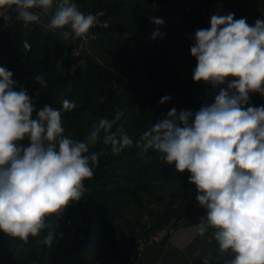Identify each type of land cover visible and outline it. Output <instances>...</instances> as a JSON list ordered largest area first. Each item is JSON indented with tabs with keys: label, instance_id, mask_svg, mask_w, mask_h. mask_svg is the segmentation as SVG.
I'll return each instance as SVG.
<instances>
[{
	"label": "clouds",
	"instance_id": "1",
	"mask_svg": "<svg viewBox=\"0 0 264 264\" xmlns=\"http://www.w3.org/2000/svg\"><path fill=\"white\" fill-rule=\"evenodd\" d=\"M0 9L15 11L24 27L36 23L64 40L86 39L97 23L74 0H0ZM151 22L164 23L160 18ZM158 35L157 30L153 38ZM194 41L193 81L226 87L198 111L171 108L135 143L144 153L159 152L178 173L190 174L195 199L206 210V222L202 218L194 227L201 237L212 230L219 251L233 255L226 264H264V105L250 104V93L264 96V18L250 25L234 13L214 14L210 27L195 30ZM12 77L0 67V232L27 243L51 229L47 217L84 196V181L93 177L104 154L89 155L91 144L102 140L119 154L134 141L121 129L113 131L120 111L93 124L83 140L65 135L61 109L44 105L37 110L23 87L15 90ZM36 79L47 87L41 75ZM170 100L164 96L160 103ZM76 107L62 102L64 110ZM54 236L55 230L47 231L38 242L51 247Z\"/></svg>",
	"mask_w": 264,
	"mask_h": 264
},
{
	"label": "rangeland",
	"instance_id": "2",
	"mask_svg": "<svg viewBox=\"0 0 264 264\" xmlns=\"http://www.w3.org/2000/svg\"><path fill=\"white\" fill-rule=\"evenodd\" d=\"M120 1L122 0H119V2ZM84 2L94 9L91 14L103 12L100 16L102 25L95 26L91 29L92 32L88 34V37L94 38L95 42L90 46L88 45L89 51L84 52L81 49L80 64H76V57L72 54L71 57L67 58L68 62H70V67L63 66L64 62H62L61 70H64L65 72L69 71L72 75H74L75 71L72 72L71 69L73 66L76 65L75 70L78 68L83 69L86 67L89 61H93L108 72V74L111 76L113 84L112 88H114V0H86ZM132 4L133 1L125 0V5L129 8L125 9L124 16L129 15ZM122 5H124V3H121V11L123 10ZM123 20H125V18H121L119 22L122 23V26L127 31L126 20L125 22H121ZM103 23L106 24L103 25ZM197 29L198 28H192L191 31L186 32L182 36V42L176 41L177 38L173 37L172 40L165 43V46L170 49L173 46H181L183 44L182 46L185 47V50L188 49V47L195 42L194 33ZM170 31H172L173 34H179L177 33L178 31L174 32L172 29ZM41 53L43 57L46 54L43 50ZM55 53L56 48L54 55H56ZM44 61H46L45 57L43 58L42 62ZM16 84L15 90L19 91L22 85L20 83ZM138 84L140 83L136 82L134 85L137 86ZM69 85H71V82ZM179 90L181 89L178 87L176 89H171L167 93V96H170L171 100L163 104L160 103V99L155 98L157 97L155 96L157 95V91L150 90L152 98L143 100V104H145V106H149L147 110L143 111L140 109V105L142 103L133 104L130 107L126 101L123 107L124 121L132 120V117L130 116V110L133 111L134 116H138L140 119L151 116L154 120H156V122L165 118L168 111L173 107H175L178 112L180 110H192V106L188 104L187 98L184 96V94L183 96L179 95ZM26 91L36 101L37 110L42 108L44 105H48L46 102L48 96L43 95L40 93V91L30 88L26 89ZM105 91L107 95L110 94L109 88L105 89ZM112 92H114V89ZM140 96L143 98L142 95ZM59 98L62 102L65 99L69 100V94H67V91H64L63 93H60ZM105 98L106 97H101L98 102L105 100ZM77 101L79 102L80 99L75 98L73 102L77 105ZM63 112H65V110ZM82 113L83 114L81 115H84V119L82 116L79 119L80 121L78 120L76 124H72V127L79 128L82 131L81 134L83 139H85V137H87L92 130L93 124L99 121V115L93 114L91 110H85L82 111ZM62 117L65 135H70L73 139H81L69 131V126L67 123L72 121V119L69 120L65 118L63 113ZM122 130L125 133L128 131L130 132L129 137H131L134 141L133 146L125 148L119 154H112L110 147H106L102 143V140H98L95 144H91L89 146L88 154L93 152H104V154L99 157L98 166L94 167V169L99 171L100 174L103 172L105 177H103L104 179L98 180L96 175H93V177L89 179V183L84 184L88 186L89 199L94 191H99L105 186L106 190H108L107 192L117 188L124 190L126 194L122 198H119L120 196H117L116 199L114 197H110L107 202L102 203V206L99 207V209L94 204V207L92 206L88 212L83 215L82 220L83 223L86 224L85 221L90 220L91 217V222L85 226L86 228H91V236H89L90 241L95 242L100 236L101 238L108 240L106 244L112 245L119 235V228L121 229L124 223L130 224L131 221L133 222L136 220L135 216L137 214H145L153 211V213L156 215L154 218L151 217L150 220L154 227L152 228L147 239H139L140 241L145 242V250L149 242L156 241L151 239L152 234H156L163 228H168L171 230V232H169L164 237L159 238L158 240L167 238L180 223L176 219L169 220L170 218L166 216L167 214L165 215L166 218L162 220L160 215L163 212L167 213L166 208L168 209L172 206H178V204H180L181 201H174L171 199L168 200V198L173 196L171 193L173 190H175L176 194L189 190L188 177L190 174L187 171L184 173H178L175 169V164H167L163 159H161V154L155 150L149 149L147 153L142 152V150L138 148L135 143L140 139V137L136 139L135 134L138 132L136 127H122ZM144 131V128L139 129L140 136ZM102 136L103 133H101V137ZM21 143L26 146L28 141L24 140ZM114 162H116L115 165ZM140 172H142V174L139 175ZM128 179H130V182ZM103 182H105V185H103ZM130 191H135L136 194L130 197L127 195V193ZM116 205H118L120 213H118V217L114 219V207ZM71 206V215L63 217H70L73 220V218L79 214V211L77 202L71 203ZM97 210L99 213H95ZM106 210L113 212V218L112 216L108 217ZM170 210L173 211L171 208ZM48 224H50L52 227L47 231L55 229L53 224L49 222ZM67 224L68 223L66 222V225ZM82 229L83 231L88 232L85 228ZM47 231H42L38 237H29L27 243H24L18 238H6L4 240V246L0 248V264H88V258L81 257L80 259H77L70 251H68L73 247L69 245L70 242H67V239H70L69 237L72 236V232H55L52 246L48 247L38 242L47 234ZM210 233H212V231H210ZM210 233L208 232V235L211 237ZM60 236L62 238H60ZM214 241L215 240L212 239V242L215 243L213 255L204 256L203 262L205 259H208L209 264H226V261L232 259L233 255L230 252L221 253L219 251L217 242ZM100 246H105L104 242H101ZM144 250L139 252L136 248L135 251L130 255V258L126 264H140V257ZM90 263L98 264L93 260L90 261Z\"/></svg>",
	"mask_w": 264,
	"mask_h": 264
},
{
	"label": "trees",
	"instance_id": "3",
	"mask_svg": "<svg viewBox=\"0 0 264 264\" xmlns=\"http://www.w3.org/2000/svg\"><path fill=\"white\" fill-rule=\"evenodd\" d=\"M86 1V0H79ZM157 6L154 8H146L141 6L140 0L134 2V4L130 7L129 15L124 16L125 9L127 6L125 5V0L120 1L124 3L122 5L121 11V3L119 0H114V16L122 14L128 24V29L132 34V39L135 46V52L132 54V60L130 62V67L132 69H136L142 67V65L138 64V61L142 59L147 60L149 65H145L144 68L146 70V76L155 87H159L162 83L166 82V86H164L161 90L157 91V99H160L164 96H167V93L171 89L180 88L179 95L187 98V102H189L190 92L192 91V76L193 70L196 67V64L193 67H190V77L186 78L183 82H180L179 86L176 85L177 82H173V78H167L166 81L161 79L158 75L159 73V65L158 62L155 61L157 55L162 51L158 45L156 44L158 40V36L153 38L154 31L151 29L150 25L152 24V18H156L162 11L163 5L167 3L169 0H156ZM228 7L235 14V18H248V19H257L261 12H264V0H226ZM182 11V10H180ZM165 30L167 31V36H171L172 31H170L171 27L169 25H165ZM207 28L206 22L204 20V16L201 10L197 6H190L187 10H184L183 21L177 25H172V29L174 31H178L181 33H186L192 30V28ZM25 27L23 22L17 21L12 25H8L4 27L0 31V67H5L8 70L13 72V80L16 83H20L25 90L33 89L40 91L47 97V104L61 109L63 116L69 120L67 124L69 126V131L72 134L80 137V140H83L82 131L77 127H72V124H76L77 121L84 115L82 111L91 110L93 114L99 115V120L101 118H115V114L117 111L123 113V107L125 102L131 107L133 104L142 103L140 105L141 111L147 110L149 106H145L143 104L144 99H151L152 94L148 89L142 86L141 75H133L131 77L130 89L126 93L117 94L116 90L113 87L111 76L108 72L100 67L93 61H89L85 68L76 69L75 74L72 75L69 71L65 72L58 67L57 61L54 59V51L56 47H52L49 44L53 39L50 34H45L44 31L39 27L35 26L33 29V33L31 38L29 39V47H25L26 40L24 39ZM185 49V47H183ZM44 51L46 61L42 62L43 56L41 51ZM72 53L70 52L66 58L63 60V66L70 67V62H68L67 58L71 57ZM42 62V63H41ZM41 63V64H40ZM72 63V62H71ZM42 76V78L46 81L47 87L42 88L40 83L37 81V76ZM71 82V85L69 83ZM136 82H139L137 86ZM36 84V85H35ZM17 85V84H16ZM35 85V86H34ZM110 89V94L107 95L105 89ZM69 89V90H68ZM114 89V92L112 90ZM67 91L69 94V101H74V99H80L77 103L78 107L73 110H65L62 108V101L59 98L60 93ZM181 91V92H180ZM142 95L143 98L140 96ZM154 96V95H153ZM101 97H106L105 100L98 102ZM260 98L259 94L250 93V104L254 105L255 102ZM72 99V100H70ZM192 106V105H191ZM192 108V107H191ZM150 109V108H149ZM193 111V109H192ZM36 113H33V118H35ZM130 116L132 120H125L124 115L117 121L114 125V131L116 129H121L122 127H136L137 134L136 139L140 137L139 129L144 128L145 130L151 128L152 124L156 123L151 116L146 118H138V116H134L132 110H130ZM80 121V120H79ZM155 122V123H154ZM127 135L130 136V132H127ZM90 155V154H89ZM115 161V160H114ZM116 162H114L115 165ZM131 171V170H130ZM94 175L98 180L104 179V173L93 169ZM142 172L139 173V175ZM130 178V177H129ZM130 182V179H128ZM85 184L89 183V179L84 181ZM105 185V182H103ZM115 185V183H114ZM106 187V186H105ZM105 187H102L99 191H94L90 196V203L87 206L85 214L88 210L95 204L96 207L102 206V203L107 202L110 197L121 196L123 197L126 192L124 190H120L114 188L107 192ZM191 191H186L182 193L176 194L175 190H173L172 195L177 196H192L196 197V187L193 184L189 183L188 186ZM108 193V194H107ZM135 191H130L127 193L128 196H134ZM73 203V202H71ZM71 203L62 211V216L71 215L70 210L72 208ZM94 207V206H93ZM106 214L108 217L112 216L113 212H109L106 210ZM99 211L97 210V212ZM118 205L114 207V219L119 215ZM76 215V214H75ZM46 222L51 223L55 227V232H59L60 228L52 219V216L46 218ZM86 224L91 222L90 220L85 221ZM86 224L82 228H85L86 231L90 232L91 228H86ZM46 229L44 231H47ZM118 232H122V229L119 228ZM210 233V232H209ZM212 234V233H210ZM10 236L0 232V248L4 246V240L9 238ZM119 240V236L116 238ZM116 241V242H117ZM215 242V241H214ZM215 246V243H214ZM74 256L77 259H80L81 255L79 253L73 252Z\"/></svg>",
	"mask_w": 264,
	"mask_h": 264
},
{
	"label": "crops",
	"instance_id": "4",
	"mask_svg": "<svg viewBox=\"0 0 264 264\" xmlns=\"http://www.w3.org/2000/svg\"><path fill=\"white\" fill-rule=\"evenodd\" d=\"M131 1H133L134 4V2L138 0ZM74 2L77 3L79 9L85 14L92 13L94 10L85 2L79 0H74ZM140 2V5L146 8H154L157 6L156 0H140ZM192 5L197 6L201 10L207 28L210 27V18L212 15H227L233 13L228 7L226 0H169L163 5V11L156 18L162 19L164 23L162 25H156L154 23L150 25L154 32L158 30L161 34L158 35L156 44L162 51L157 55L155 61H157L159 65V77L164 81H166L167 78H173L175 79L173 82H177L176 85L178 86L180 82H183L186 78L191 76V69L189 68L197 63L190 52V47L193 44L186 50L183 48V44L168 49L165 43L172 40L173 37L177 38H175L176 41L182 42L184 33H171V36H167L168 30L166 31L164 26L169 25L171 27L170 29H172V25L181 23L183 21L184 10H187ZM128 8L129 7H127V9ZM1 11L9 13L11 16L10 22L4 27L20 21L16 18L17 13L12 9H0V12ZM123 17L122 14L114 16V89L117 94L126 93L130 89L131 77L133 75H141V84L148 89V91L161 90L166 86V82L162 83L159 87H155L151 84L145 74L146 70L144 66H150L147 60L142 59L138 61V64L142 65V67L132 69L129 66L132 60V54L135 52V46L132 34L127 26L129 23H126V31L122 23L119 22L121 18L124 19ZM258 18H264V12H261ZM255 21L256 19L252 20L247 18V22L250 25H254ZM42 22L46 23L47 18H42ZM121 22H125V20ZM35 26H39L45 34L53 36L49 45L56 47L54 59L57 61L59 68L62 67L63 60L74 47H80L84 52H87L89 51L88 45L90 46L95 42V39L88 37V35L86 39L64 40L58 33H53L41 27L39 24L32 23L28 27H25L24 39L27 45H29V39L32 36ZM4 27H0V31ZM90 32H92V30ZM219 87H226V84ZM219 87L213 88L210 85L207 91L202 89L193 91L192 89L189 102L190 105H192L193 111H198L205 104H211L214 101L215 95L219 92ZM262 105H264V96H260L253 106L258 107ZM193 186L195 187V185ZM85 187L86 191L84 196L80 201H77L79 214L73 218L72 225H66L64 220L70 217L64 218L61 213L51 215L52 219L60 228L59 232H72V236L69 237L70 239H67V242H70L69 245L73 247H70L71 249L68 251L72 254H74L73 252L79 253L81 257L88 258V264H91L90 261L92 260L98 264H126L130 255L135 251L139 239H147L149 237L154 227L150 218H154L156 214H154L153 211L145 214H137L135 216L136 220L133 222L131 221L130 224L124 223L121 227L122 232H118L119 240L117 241L115 239L112 245L106 244L108 240L100 236L95 242L90 241L89 236H91V232H85L82 229L84 225L82 218L90 203L88 194L89 189L87 185H85ZM188 191L190 192L191 189L189 188ZM116 197L114 198L116 199ZM130 197H132V195ZM119 198L122 197L120 196ZM170 199L174 201L179 200L181 202L178 206L170 207L173 211H171L170 208H166L167 213L163 212L160 217L163 220L166 218L165 215L167 214L166 216L170 218L169 220L176 219L180 223L167 238L151 241L147 244L146 249L141 254L140 264H203L204 256L213 255L214 243L208 233H206L204 237L199 236L194 226L199 224L202 218L206 217V210L200 207L196 199L190 196V194L185 197L173 195L168 198V200ZM210 231L212 230L209 229L208 232ZM60 238L62 237L60 236ZM101 242H104L105 246H100Z\"/></svg>",
	"mask_w": 264,
	"mask_h": 264
},
{
	"label": "built area",
	"instance_id": "5",
	"mask_svg": "<svg viewBox=\"0 0 264 264\" xmlns=\"http://www.w3.org/2000/svg\"><path fill=\"white\" fill-rule=\"evenodd\" d=\"M102 13L103 12L94 14L97 17V23H96L95 26L102 25V22L100 20V16H101ZM10 18H11V16H10L9 13H5V12L1 11L0 12V27H4L5 25H7L10 22ZM104 24H106V23H103V25ZM72 54H73V56L76 57V64L79 65L80 64V60H81L80 59L81 58L80 57L81 48L80 47H74L72 49ZM75 67H76V65L71 68L72 72L75 71ZM209 87H210L209 84H206V83H204L202 81L201 82H194L193 78H192V89H193V91H198L200 89L207 91ZM64 220L68 223V225H72V223H73V220L71 218H65ZM169 232H171V230H169L168 228H163V229L159 230L156 234H152L151 235V239L152 240H158L159 238L164 237L165 235H167ZM144 247H145V242H142V241L139 240L138 243H137V247H136L137 251L142 252L144 250Z\"/></svg>",
	"mask_w": 264,
	"mask_h": 264
}]
</instances>
